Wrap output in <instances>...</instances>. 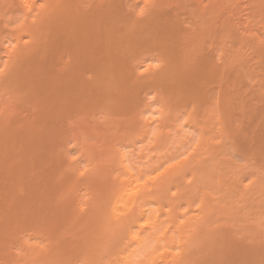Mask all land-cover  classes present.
I'll list each match as a JSON object with an SVG mask.
<instances>
[{
    "label": "bare ground",
    "instance_id": "obj_1",
    "mask_svg": "<svg viewBox=\"0 0 264 264\" xmlns=\"http://www.w3.org/2000/svg\"><path fill=\"white\" fill-rule=\"evenodd\" d=\"M0 19V264H264V0H0ZM167 108L200 117L191 152ZM70 142L103 153L70 169Z\"/></svg>",
    "mask_w": 264,
    "mask_h": 264
},
{
    "label": "rangeland",
    "instance_id": "obj_2",
    "mask_svg": "<svg viewBox=\"0 0 264 264\" xmlns=\"http://www.w3.org/2000/svg\"><path fill=\"white\" fill-rule=\"evenodd\" d=\"M2 25H3V23H2V21L0 19V30L4 29ZM12 34L13 33H9L8 36L9 35L11 36ZM158 110H159V107L157 105L154 108V112L149 113L148 115L151 116L152 118L157 119L158 116H159ZM167 110H169L173 114L177 113L179 115V117H178L176 123L179 124V126L181 127V130L187 131L188 134L190 133V134L193 135V139L191 141H189V143L184 148L180 149L181 151H184V152H186V151L187 152H191L193 147L195 146V144L198 142V139H201V137H200L199 131L197 129H193L192 128L188 118L190 117L191 119H193L194 117H199V116L197 114H193V115L190 116L189 111H182L181 110V111L173 112L170 108H167ZM199 126H201V125H199ZM89 132L90 131H88V133ZM97 142H100V141L98 140ZM122 146H123V144L120 143L119 145L116 146V148L117 147H122ZM146 146L147 145H142L141 143H135L133 145V147L136 148V150H133V152H130L128 154L129 157L132 158V159H141V160H147V159L151 158L153 153H154V151H151V149H147ZM68 147L70 148L69 155H66L64 152H62V153L57 154L55 156V158L59 159L64 164L67 163V164L72 165L73 167L70 168V169H74L76 163H78V162H81L80 165L84 166L85 165L84 161L86 159H90L92 157L99 156L100 153H103L102 151H95V148H88L87 146H83V147L82 146H74L71 142L68 144ZM94 147L99 148L98 146H94ZM132 149H133L132 147L131 148H127V150H132ZM139 152L142 153L140 155L141 157L138 156ZM173 160L174 159H172L169 162H172ZM233 160L236 163H238V164L242 163L241 160L238 158V156H234ZM58 163H61V162H58ZM80 174H81V172L78 173V175L76 176L75 179H76V182L78 184L83 185L85 183V181L87 180V176L86 175H80ZM193 202H194L195 206L198 203L196 198L193 199Z\"/></svg>",
    "mask_w": 264,
    "mask_h": 264
},
{
    "label": "snow or ice",
    "instance_id": "obj_3",
    "mask_svg": "<svg viewBox=\"0 0 264 264\" xmlns=\"http://www.w3.org/2000/svg\"><path fill=\"white\" fill-rule=\"evenodd\" d=\"M0 71H2V70H0ZM177 254H179V253H177Z\"/></svg>",
    "mask_w": 264,
    "mask_h": 264
}]
</instances>
